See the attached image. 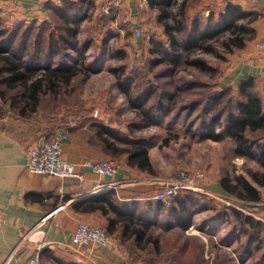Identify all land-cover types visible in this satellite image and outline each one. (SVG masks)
Here are the masks:
<instances>
[{"label": "rangeland", "instance_id": "rangeland-1", "mask_svg": "<svg viewBox=\"0 0 264 264\" xmlns=\"http://www.w3.org/2000/svg\"><path fill=\"white\" fill-rule=\"evenodd\" d=\"M63 1L55 6L58 14L51 11L40 24L10 26L0 19L1 41L15 35V48L23 56L39 49L41 56H51L58 48L60 56L50 57V67L64 64L63 75L75 73L67 83L60 79L49 88L44 81L35 106L30 102L27 107L26 92L22 95L20 86L9 88L5 84L7 74L0 72V119L24 121L40 128L46 136L63 133L67 137L73 130L84 129L77 137L88 140L97 160L119 165L127 161V152L134 147L144 149L151 172H143L134 180L144 179L143 184L150 188L148 197L161 188L160 183L182 172L203 173L205 179L200 183L207 191L223 174L252 182L246 171L262 172L255 159L235 157L238 143L225 133V114L234 106L231 92L220 102L210 101L221 92L216 84L218 67L232 52L225 47L227 36L216 37L203 46L197 41L188 51H179V62L173 64V55L151 53L153 48L167 49L168 37L149 5L141 17L146 21L141 26L143 38L137 39L131 24L102 16L104 4L110 0ZM199 2L170 0L169 6L162 5L168 15L166 24L176 28L173 36L178 42L192 40L196 31L216 23L214 15L209 23L212 13L200 11ZM180 19L186 26L178 32L176 21ZM156 32H163V40ZM39 65V75H45L49 65L43 60ZM22 112L24 118L19 116ZM211 129L222 138L205 140L203 136ZM207 193L194 194L195 203L188 207L192 227L184 232L173 227L171 214L166 215L173 201L157 211L147 210V205L142 204L143 217L153 224L151 233L159 241V251L152 245L139 248L132 254L136 262L131 264H264V224L260 222L263 231L258 232L259 241L248 247L243 227L224 208L254 220L258 217L236 203V198H226L225 192L220 196ZM199 241L203 242L201 248ZM120 242L127 252L133 251L129 242ZM46 256L43 260L47 264H60L55 257Z\"/></svg>", "mask_w": 264, "mask_h": 264}, {"label": "crops", "instance_id": "crops-1", "mask_svg": "<svg viewBox=\"0 0 264 264\" xmlns=\"http://www.w3.org/2000/svg\"><path fill=\"white\" fill-rule=\"evenodd\" d=\"M59 1L0 0V19L10 26L32 22L40 24L47 20L51 8L59 5ZM138 1L121 0L125 10L132 14L130 21L142 29L141 26L144 27L146 21L141 18L143 13L136 11L135 4ZM199 3L200 11H206L205 14L212 13V16L216 18L229 4L251 13L256 18L250 25L253 37L245 42L242 49L231 50L226 61L218 67L220 75L216 84L219 91L229 90L234 99L240 100L239 83L245 78H251L254 91L264 101V0H200ZM148 9L159 17L156 6L151 7L149 4ZM158 26L161 25L158 23ZM156 34L163 40V32L162 34L156 32ZM83 130L71 131L63 145L64 159L77 166L79 172L83 174V181L60 180L56 177L34 175L26 169L28 150L49 136L43 134L40 128L33 127L24 121L0 119V264H26L36 247L34 242L27 240L19 254L13 255L11 252L21 238L33 230L46 216L50 218L35 231L37 232L35 236L42 237V234L46 242L43 256L47 255L46 257L50 259L55 257L60 264L132 263L127 250L115 235L109 247L103 250L97 248L87 250L94 258L92 262L85 261L67 249L78 224L87 223L97 228L107 227V220L100 213L78 214L71 208L76 201L85 199L86 197H82L96 186L119 182L117 188L113 190L117 195V201L126 203L137 201L141 207L142 204L152 205V202H156L146 200L150 188L147 184V187L143 184L144 179H141L143 182L134 180L137 175L143 176V171L129 166L127 161L120 163L121 169L113 178L98 179L90 169L81 168L84 161L101 160L95 157L88 140L77 137V134ZM245 180L249 181L248 178ZM250 183L259 191L261 197L260 203L251 204L250 212L264 221V191L254 183ZM210 188L208 191L215 195L220 196L223 193L218 180H215L214 186ZM63 199H67V203L62 202ZM258 219L256 220L260 222Z\"/></svg>", "mask_w": 264, "mask_h": 264}, {"label": "trees", "instance_id": "trees-1", "mask_svg": "<svg viewBox=\"0 0 264 264\" xmlns=\"http://www.w3.org/2000/svg\"><path fill=\"white\" fill-rule=\"evenodd\" d=\"M155 1V2H154ZM150 0L148 4L151 7H158L159 13V23L162 25L164 34L168 37L167 49L160 51L151 50V53L158 54L164 52L165 54H171V62L177 64L181 55L179 51L184 52L188 51L196 45V42L199 41V44L203 46L204 44L208 45L216 37L222 35L227 36V43L225 44L226 50L229 49H242L246 41L250 40L253 37V30L250 28L251 23L255 21L254 15L242 11L239 7L234 5H227L224 12L217 17L216 23L212 25L209 24L207 29L198 30L194 34V38L189 41L178 42L173 32L176 28L167 25L166 19L168 18L166 9L161 8L162 5L169 6L170 0ZM68 4V0H64ZM183 6V7H182ZM180 8V13L183 15L185 4H182ZM75 9V8H74ZM59 9L56 7L51 8L53 14H58ZM71 11V8L69 7ZM209 17V23L213 19ZM72 23L73 17L69 19ZM177 22V31L184 30L186 24L185 21L180 19ZM65 41H68L65 40ZM208 42V43H207ZM161 45V44H159ZM159 47V46H158ZM211 48V47H210ZM56 50V49H55ZM48 56V55H47ZM46 55L40 54L39 52H32L29 55H22L21 51H18L15 48V35H12L8 40H0V72L6 73L7 78L5 79V84L9 88L23 89L22 95L26 92L24 97V105L29 107L30 102L33 107L38 101V96L41 94L43 87V82H48V88L52 87L55 82L62 79L67 83L75 75L74 72L70 71L66 75H63L62 66L59 65L56 68H51V56L59 57L60 52L55 53L53 51L51 56L47 57ZM69 58V57H68ZM42 60L47 62L49 68H46V76L39 75L40 65ZM44 76V77H43ZM239 97L240 100L233 98L234 106L233 109L225 114L226 126L225 133L230 139H233L238 143V146L235 148V157L243 159H255L257 161L261 173L252 172L250 170L246 171V175L250 180L257 185L260 189L264 191V101L259 98V96L254 91V83L251 78H245V80L239 83ZM230 91L225 90L220 92V94L213 96V99L210 101L220 102L221 99L228 97ZM231 99L230 97L228 98ZM21 118L25 117V113L22 112L19 115ZM107 131V130H106ZM208 134L204 135L205 140L217 141L222 138L221 134L216 133L212 129L207 132ZM101 134L96 133V136L100 137ZM252 136V137H249ZM127 164L131 167L140 169L143 172L150 173V163L148 154L144 149L133 148V150L127 152ZM220 187L228 197L236 198V203H241L244 209L251 207V204H257L261 202V197L259 191L249 182L246 181L242 176H235L230 179L226 174H223L219 180ZM194 194L186 193V195L181 197H175L173 199L172 206L167 208V214H171L173 222V227L180 229L181 232L186 231L188 228L192 227V216L189 211V206H193L195 203ZM67 199H63L62 202L67 203ZM148 205V204H146ZM147 210L163 209V205L158 202H152V205L147 206ZM71 208L74 212L78 214L86 213H95L98 212L106 218L107 227L106 232L109 235H115L120 238V240L129 242L131 244V251L128 252L130 258L132 254L140 248H144L152 245L156 251H159V241L154 238L151 233L152 223H149L142 212V208L137 201L126 203L117 201V195L113 190L110 191H101L91 196L86 197L85 199L78 200L71 205ZM225 209V213L229 212L230 215L234 216L235 219L239 222L240 226L243 227L244 234L247 238L248 247L258 242V232L262 230L260 222L254 220L250 216L239 213L238 211ZM164 212V210H163ZM218 219L220 217L218 216ZM252 228L250 230L249 228ZM263 231V230H262ZM203 246V242L199 241L198 243ZM185 247V245H184ZM127 250V249H126ZM249 250V248L247 249ZM43 253V251H42ZM249 256V255H247ZM132 263H135L136 260L133 258L130 259ZM74 264V263H70Z\"/></svg>", "mask_w": 264, "mask_h": 264}, {"label": "built area", "instance_id": "built-area-1", "mask_svg": "<svg viewBox=\"0 0 264 264\" xmlns=\"http://www.w3.org/2000/svg\"><path fill=\"white\" fill-rule=\"evenodd\" d=\"M150 0H139L136 5L137 13H143ZM104 9L102 10V16L114 18L120 21L123 25H132V35L137 39L143 38V30L136 27L132 21H130L131 13L127 12L122 5L121 0H110L106 2ZM261 49V46H259ZM66 137L63 133L54 134L47 139L40 141L34 147L28 150V160L26 169L31 174H38L46 177H56L60 180H76L78 182L83 181V174L79 172L77 166L73 163L67 162L64 159L63 145ZM81 168H88L98 178H113L120 171V165L111 160H100L94 162L91 160L84 161L80 166ZM205 176L203 173L190 175L186 172L177 174L171 179H167L165 182L160 183L161 188L150 197H147L148 201H156L162 205L169 206L175 197H180L185 193L191 194H208L202 186ZM119 182H112L110 184L96 186L91 190L92 192L101 193L99 191H110L117 188ZM96 193V194H97ZM50 218L46 216L42 221L37 223V226L28 232L21 238L19 243L15 246L11 252L13 255L19 254L23 250V243L28 240L34 242L36 247L33 254L29 257L26 264H47L43 260V248L46 246L44 236L37 240H34L38 228L45 224ZM259 220V219H258ZM264 224L263 220H259ZM72 238L67 245V249L73 251L76 255L83 258L85 261L92 262L94 259L89 250L107 248L112 243V238L107 234L104 228H97L89 224L80 223L77 225L75 231L72 234Z\"/></svg>", "mask_w": 264, "mask_h": 264}, {"label": "bare ground", "instance_id": "bare-ground-1", "mask_svg": "<svg viewBox=\"0 0 264 264\" xmlns=\"http://www.w3.org/2000/svg\"><path fill=\"white\" fill-rule=\"evenodd\" d=\"M99 192H101V191H99ZM96 193H97V192H95V193L92 192V193H91V191H90L88 194H86V195L83 196L82 198H85V197H88V196L94 195V194H96ZM39 238H40V236L37 235V236H35L33 239H34V240H37V239H39Z\"/></svg>", "mask_w": 264, "mask_h": 264}, {"label": "water", "instance_id": "water-1", "mask_svg": "<svg viewBox=\"0 0 264 264\" xmlns=\"http://www.w3.org/2000/svg\"><path fill=\"white\" fill-rule=\"evenodd\" d=\"M80 199V198H79ZM82 199V198H81Z\"/></svg>", "mask_w": 264, "mask_h": 264}]
</instances>
